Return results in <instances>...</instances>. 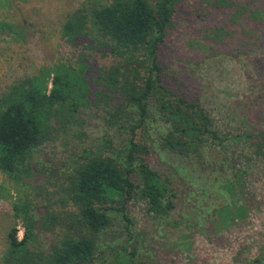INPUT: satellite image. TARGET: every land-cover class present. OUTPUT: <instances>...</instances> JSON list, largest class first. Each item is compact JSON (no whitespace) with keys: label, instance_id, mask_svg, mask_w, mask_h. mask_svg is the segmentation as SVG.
I'll list each match as a JSON object with an SVG mask.
<instances>
[{"label":"trees","instance_id":"16d2710c","mask_svg":"<svg viewBox=\"0 0 264 264\" xmlns=\"http://www.w3.org/2000/svg\"><path fill=\"white\" fill-rule=\"evenodd\" d=\"M182 2L82 0L66 15L61 37L68 45L104 49L111 62L88 78L92 60L82 52L74 62L38 69L0 95V173L25 188L11 205L14 225L2 264H138L129 239L105 237L117 215L134 236L127 205L135 199L145 202L150 217L168 220L180 194L194 193L190 213L178 222L204 239L264 215V91L242 105L243 116L235 120L242 119L243 129L236 130L207 112L198 95L166 83L159 54ZM195 10L201 27L196 39L213 43L210 51L233 41L252 50L264 40V0H208ZM0 30L12 32L13 26L2 22ZM90 109L102 112L112 133L83 148L66 168V183L53 193L43 190L35 204L28 191L38 177L34 152L65 141L71 129L82 130L80 112ZM85 136L79 131L77 137ZM154 149L165 154L171 173L151 167ZM5 187L0 183V197L5 189L11 196ZM259 256L249 264H264V249Z\"/></svg>","mask_w":264,"mask_h":264},{"label":"rangeland","instance_id":"374dc122","mask_svg":"<svg viewBox=\"0 0 264 264\" xmlns=\"http://www.w3.org/2000/svg\"><path fill=\"white\" fill-rule=\"evenodd\" d=\"M81 1L0 0V23L13 26L14 31L0 30V95L13 83L30 77L38 69L51 66L58 60L74 62L82 52L92 60L89 62L88 78L95 76L98 66L111 62L106 50H86L82 45H68L61 37V25L66 15ZM207 2L183 0L175 28L161 48L159 60L165 67L167 84L181 86L189 94L198 95L207 112L222 123L231 121L226 128L242 130V119L236 121L235 116H243V111H240L242 105L257 99L264 91V72L262 77H255L264 68V51L261 52L264 50V40L259 43L260 47H252V50L247 47L239 49L241 44L233 41L210 51L213 43L207 41L202 45L198 41L202 38L196 39L197 30L201 27L196 19L195 8L201 11V6ZM194 3L198 4L195 8ZM173 79H176L177 84H174ZM227 114L232 116L225 117ZM101 116L102 112L95 109L81 111L82 130L71 129L65 141L45 143L34 152L32 171L38 177L29 185L31 196L37 197L42 193L45 196L43 190L53 193V190L61 188L66 183V168L71 160L83 148L97 145L103 136L112 133L102 122ZM79 131L86 136L78 138ZM113 138L118 143V138ZM148 161L160 174L171 173L168 159L158 149L153 150ZM0 183L5 184L11 195L8 197L5 189L0 197L2 264L1 253L6 247L7 233L14 225L11 205L15 199L22 197L25 188H20L1 173ZM175 186L182 187L177 182ZM180 197V204L168 220L150 217L141 199L130 201L127 215L132 220L131 234L134 236H129L125 221L117 215L112 220L110 232L105 235L106 239H120L122 242L129 239V250L134 249L138 264H249L260 258L264 249L263 214L257 213L247 224L229 228L230 231L221 237L207 235L208 239H204L200 233L178 222L190 213L196 196L192 192L190 195L185 192ZM36 199L35 204L41 200L40 197ZM56 207L61 209L60 206ZM15 226L21 239L23 227L18 221ZM42 237L44 241L45 236Z\"/></svg>","mask_w":264,"mask_h":264}]
</instances>
